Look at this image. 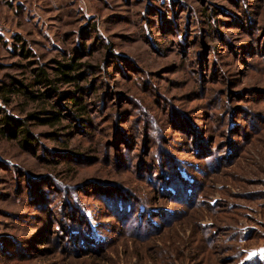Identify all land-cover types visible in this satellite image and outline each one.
Instances as JSON below:
<instances>
[{
  "label": "rangeland",
  "instance_id": "374dc122",
  "mask_svg": "<svg viewBox=\"0 0 264 264\" xmlns=\"http://www.w3.org/2000/svg\"><path fill=\"white\" fill-rule=\"evenodd\" d=\"M73 57L86 121L28 118L47 116L53 94L6 107L38 141L0 139V264L264 258V0H0V87L46 94L34 70L54 78ZM160 147L186 165L173 185L145 172ZM100 187L133 195L140 214L107 205ZM64 189L86 208L92 244L64 234Z\"/></svg>",
  "mask_w": 264,
  "mask_h": 264
},
{
  "label": "trees",
  "instance_id": "16d2710c",
  "mask_svg": "<svg viewBox=\"0 0 264 264\" xmlns=\"http://www.w3.org/2000/svg\"><path fill=\"white\" fill-rule=\"evenodd\" d=\"M26 55V52H23V56L26 57ZM58 65L59 67L56 69V76L54 78H49L42 69L34 70V72H36L34 83L36 85L47 87L49 92L46 94L35 96L33 92H30L27 87L22 86L20 82H17V80H13L12 84H6L4 87H0V139L6 141H16L23 149L28 151H34V146L38 141L35 134L31 131L30 126L27 124V121L29 120L11 115L6 110V107L10 103V97L17 93L26 96L30 100H43V98L48 95L50 96L51 94H53L54 97L57 96L59 98V101L53 105V109L46 113L47 116H39L45 115L46 111L40 113L39 115L30 114L28 116V118L34 119L41 126L56 127L57 125H60L63 119L66 117H70L71 121L75 122L86 121L81 119L90 115L91 113L89 114L90 111L88 105L84 100V95L86 94L85 88L81 87L80 85V80L85 78V73L81 71L83 65L80 63V60H77V57L71 58L70 62L68 63H59ZM57 85L74 86L75 90L60 93L57 91ZM87 89L91 90L92 86L88 87ZM86 124L89 126L92 125V123L89 121H87ZM196 149L199 154L201 146L197 145ZM159 150L162 152L159 151L158 156L156 157L157 160H155V163L151 162L150 165H147L148 168L145 172L147 175L152 176V170L157 172L159 170V174H162L163 177L165 176L164 182L160 181V184L166 185V183L169 182L171 185H173V181L177 180L180 174L179 170L186 165H182V163L175 161V158L170 155L168 151L164 152L163 148L160 147ZM152 167H154V169ZM150 176H147V178L150 179ZM106 185L111 186L113 184ZM48 189L49 194H51L52 188L48 186ZM94 191L96 194H100V196H102V199L107 202V205L114 207L115 205L120 204L123 207H128L129 212L132 210L133 213L136 212L138 215L140 214V212H138V205L140 202L136 201V198L133 195L129 196L125 191H112L110 188L105 189L103 187H100L99 189L94 188ZM58 192L59 189L57 186L55 193ZM61 192H64L63 205L60 209V212L62 213L61 222H63L62 227L64 229V234H66L72 241L80 238L92 244V242L87 237L89 234L88 231L90 230V225L84 212L86 208L81 205L77 193H73L72 191H67L65 189ZM81 194H83V191H81ZM46 195L47 193L43 191L41 197L39 195H35L34 197L35 199L39 198L42 200H47ZM49 200L51 199H48V201ZM117 217L119 220L126 219L125 214L120 216L118 213ZM64 240L67 242L65 238ZM258 259V261L254 260L255 262L253 261L251 264H264V258Z\"/></svg>",
  "mask_w": 264,
  "mask_h": 264
}]
</instances>
